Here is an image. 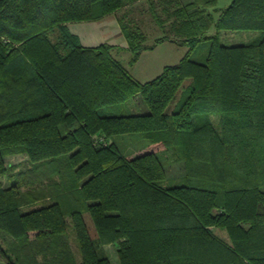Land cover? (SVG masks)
<instances>
[{"label": "trees", "instance_id": "1", "mask_svg": "<svg viewBox=\"0 0 264 264\" xmlns=\"http://www.w3.org/2000/svg\"><path fill=\"white\" fill-rule=\"evenodd\" d=\"M214 4L0 0V264H113L111 244L119 264H264V35L219 40L264 31V0H231L216 18ZM110 14L129 65L163 41L189 51L141 82L110 44L66 27ZM146 17L165 32L151 43ZM203 41L200 62L190 51ZM137 95L144 109L126 111ZM126 134L146 143L122 153ZM178 161L183 175L163 186Z\"/></svg>", "mask_w": 264, "mask_h": 264}, {"label": "rangeland", "instance_id": "2", "mask_svg": "<svg viewBox=\"0 0 264 264\" xmlns=\"http://www.w3.org/2000/svg\"><path fill=\"white\" fill-rule=\"evenodd\" d=\"M155 26L154 23H151L150 21H146V23L143 25V29L146 31L147 34V42L151 43L156 37H160L162 35H165V32L160 29H152V27ZM214 32L213 27H211L206 34H212ZM264 35L263 30H222L219 34V40L220 43L227 46H233V45H242L247 44L252 41L260 39ZM171 45H164L162 47H159L154 52H146L141 59L135 64V65H129V52L122 53L119 59L128 67L130 72L134 77L137 79H142V81L145 80H151L157 75H159L165 65H171L175 64L179 61V59L184 56L187 51H189V48L186 46H179L172 43H169ZM208 49V44L206 41H203L199 43L194 49L190 51V56L200 62L205 61L206 53ZM153 62L154 64L152 67H149L147 69L148 64ZM189 82V80L186 81V84ZM183 95V88L180 89V94L177 97V100H179ZM141 97L137 95L136 97L130 98L126 100L125 102L121 103L123 108L126 109V111H130L133 113H140L142 111L140 104H141ZM143 105V103H142ZM213 121L216 123L219 114L218 113H211L210 114ZM114 140L118 144L120 150L122 153H126L127 151L134 149L138 147L139 145L146 143V141L140 137L138 134H126V135H117L114 137ZM25 157H18L15 156L10 162L17 163L19 161L24 160ZM167 172V178L163 181V186H170L173 184L178 183L177 179L183 175V164L178 161L175 163L170 164L166 167ZM3 184H7L5 177L1 178ZM264 190V186H263ZM44 202H37L35 204L24 206V209H31L34 207H39ZM85 218L88 221V224L90 227H92V222L90 220L89 214H84ZM212 230L220 235L223 238H226V232L224 230H219L217 228H212ZM70 235V243L74 251H76V244L73 240V235ZM6 236L0 235V242L3 244L4 247H6L5 242ZM106 251L110 257V260L113 264H119L118 259L116 256V247L115 245H107L105 246ZM1 261H5L3 257L0 256Z\"/></svg>", "mask_w": 264, "mask_h": 264}, {"label": "crops", "instance_id": "3", "mask_svg": "<svg viewBox=\"0 0 264 264\" xmlns=\"http://www.w3.org/2000/svg\"><path fill=\"white\" fill-rule=\"evenodd\" d=\"M230 1L231 0H215V4L212 7H210L209 10L213 14V16L216 18L220 9L227 6L230 3ZM146 21L147 22L150 21L151 23L155 24V26H153L152 29H160L161 30L159 25L156 24L149 17H146L145 19H143L142 27L146 23ZM66 27L71 33H73L74 35H76L78 37V39L80 40L82 45L97 46V45H100L102 43L110 44L112 46L111 52L114 55V57H116L117 59H119V57L121 56L122 53L129 52V50L127 49L126 38H125L121 28H120V25L118 23V20H117L115 14H110L106 17H103V18H100L97 20L67 23ZM211 27H213V26H211ZM169 43H172V45L175 44V43L170 42V41H163V42L157 44L154 49L143 51L140 58L138 59V61L141 59V57L146 52H154L159 47H162L164 45H171ZM175 45H177V44H175ZM129 54H130V52H129ZM129 58H130V56H129ZM153 64H154L153 62L148 64L147 69H149V67H152ZM137 80H139L141 82L148 81V80L142 81V79H137ZM140 107L142 110L144 109V106L142 104H140Z\"/></svg>", "mask_w": 264, "mask_h": 264}, {"label": "built area", "instance_id": "4", "mask_svg": "<svg viewBox=\"0 0 264 264\" xmlns=\"http://www.w3.org/2000/svg\"><path fill=\"white\" fill-rule=\"evenodd\" d=\"M94 137H95V139H96L97 141H102V140H104L103 137H102V136H99V135H95ZM106 143H109V141L107 140Z\"/></svg>", "mask_w": 264, "mask_h": 264}]
</instances>
